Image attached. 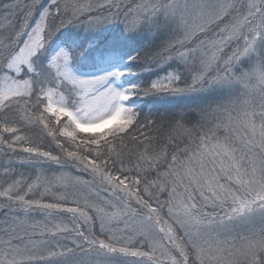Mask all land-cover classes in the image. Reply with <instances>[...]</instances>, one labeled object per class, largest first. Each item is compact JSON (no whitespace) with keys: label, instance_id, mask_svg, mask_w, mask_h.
I'll return each instance as SVG.
<instances>
[{"label":"snow or ice","instance_id":"6c2138e0","mask_svg":"<svg viewBox=\"0 0 264 264\" xmlns=\"http://www.w3.org/2000/svg\"><path fill=\"white\" fill-rule=\"evenodd\" d=\"M0 21V264H264V0H7ZM81 22L156 41L128 57L142 71L182 67L121 87L61 48L38 68ZM224 87L155 118L129 104Z\"/></svg>","mask_w":264,"mask_h":264},{"label":"trees","instance_id":"16d2710c","mask_svg":"<svg viewBox=\"0 0 264 264\" xmlns=\"http://www.w3.org/2000/svg\"><path fill=\"white\" fill-rule=\"evenodd\" d=\"M6 2L7 0H0V4ZM49 3L50 0H43L44 6H47ZM4 26L5 22L0 21V31L3 30ZM150 41H152V38L146 33H141L135 36H129L128 34L123 33V26L119 23H109L94 31L89 30L86 22L73 23L60 29V31L52 37L43 53L42 60L37 61V67H44L51 49L57 44L64 45L71 50V53H73V66L83 71L101 69L109 65L102 62L103 59L124 52L122 54L123 58L119 56V60L115 62L121 70H125L128 73L123 77L124 86H127L130 83L150 82L160 76L166 75L169 71L182 67L177 63H172L159 68L153 67L152 71H142V61H130L128 59L129 56L135 55L136 52L141 50V48L146 47ZM152 42L155 43L156 41ZM121 58L125 60V63L122 62ZM250 62L251 61L246 58L243 61L242 66L249 65ZM225 88L228 87L217 88L209 92L181 93L175 95L164 94L155 97L135 96L129 104L136 107V109L140 111L142 117L155 118L167 113L188 111L190 108L203 106L209 103H216L218 102V99L222 98L225 94H228V98L231 97L232 95H230ZM236 144L237 147H239V141H236ZM14 163L15 168L28 166H21L18 161H14ZM6 165L7 160L3 156H0V178L3 177V169ZM42 166L50 172L49 175H51V172L64 170L60 169L59 166L50 163L42 164ZM67 170L69 171L66 172L70 173V175L76 176L79 174L73 169ZM23 173L24 179H35V175L37 174L32 170L31 172L24 171ZM56 175H59V173H56ZM57 188H60L59 184H57L52 190L56 191ZM45 199H47V197H45ZM91 214L92 213L89 212V215ZM34 215L37 220L42 219L40 215ZM98 223L99 222L97 221V225ZM80 256H82V254H77V258Z\"/></svg>","mask_w":264,"mask_h":264},{"label":"rangeland","instance_id":"374dc122","mask_svg":"<svg viewBox=\"0 0 264 264\" xmlns=\"http://www.w3.org/2000/svg\"><path fill=\"white\" fill-rule=\"evenodd\" d=\"M61 48H64V49H66V50H68V51H70L71 52V50L68 48V47H66V46H64V45H61V44H57V45H55L52 49H51V52H50V54H49V56H48V58H50L52 55H54L56 52H58ZM124 53V52H123ZM123 53H119V54H114L113 56H108V57H106L105 59H103V61L102 62H104L105 64H109V65H107V66H105V67H103V68H101V69H99V70H94V71H81V70H78V69H75L74 67H73V65H72V62H71V66H72V68H73V71L77 74V75H79V76H81L82 78H91V77H94V76H97V75H103V74H105L106 72H110V71H113V70H115V69H117L118 67H117V65L118 64H116L115 62L117 61V60H119V56H123L122 54ZM123 58V57H122ZM121 58V60H122V62L123 63H125V60L124 59H122ZM127 59V58H126ZM248 65H245L244 67H247ZM239 70V69H238ZM29 75H30V73H29ZM120 86L121 87H124L123 86V80L121 79V81H120ZM225 90L226 91H228V93L230 94V95H232V96H235V95H237L238 94V90H235L234 88H225ZM224 90V91H225ZM228 98V94H225L222 98H219L218 99V102H220V101H223V100H225V99H227ZM100 131H103V130H100ZM238 142V141H237ZM238 144V143H237ZM31 170L33 171V169H31V167L29 166H27V167H16V171L18 172H24V171H28V172H31ZM65 174H66V176L69 178V179H71V178H73V177H75L74 175H70V173H68V172H65Z\"/></svg>","mask_w":264,"mask_h":264}]
</instances>
